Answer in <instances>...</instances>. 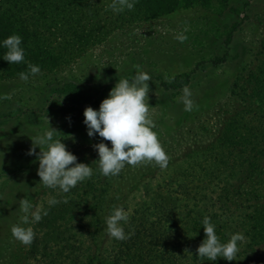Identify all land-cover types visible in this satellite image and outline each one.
<instances>
[{
  "label": "rangeland",
  "instance_id": "rangeland-1",
  "mask_svg": "<svg viewBox=\"0 0 264 264\" xmlns=\"http://www.w3.org/2000/svg\"><path fill=\"white\" fill-rule=\"evenodd\" d=\"M178 34L187 38L181 42L176 39ZM263 42L264 0H211L207 7L180 9L120 28L70 64L41 72L28 82L18 76L0 78V264H19L26 246L11 232L22 215L20 199L27 197L39 210L55 195L74 197L83 208L96 202L85 186L90 178L68 193L39 184V161L36 155L27 154L33 144L30 136L55 128L59 135L64 134L62 142L78 161L89 164L94 176L102 175L93 147L102 138L87 134L84 110L87 106L98 109L119 78L131 79L138 70L148 72L152 79L149 115L168 155V165L161 168L154 161L126 164L118 175L110 176L112 187L100 214L97 236L104 264H114L112 253L116 252V239L104 231V218L113 203L122 205L131 216L138 206L151 204L159 187L176 193L187 178L202 177L193 186L194 197L179 195V209L184 215L192 211V216L214 212L211 198L216 185L206 182V175L219 174L217 163L233 159L234 152L229 144L220 145L221 138L237 112L244 110L246 89L235 85L255 66ZM225 54L227 63L218 67L209 63ZM182 73L193 74L188 87L195 106L190 112L179 102L182 89L164 91L157 80L167 82ZM236 120L240 122L239 117ZM105 142L111 147L110 141ZM243 246L241 242L232 261L198 262L196 252L185 264H264V247L248 253Z\"/></svg>",
  "mask_w": 264,
  "mask_h": 264
},
{
  "label": "trees",
  "instance_id": "trees-1",
  "mask_svg": "<svg viewBox=\"0 0 264 264\" xmlns=\"http://www.w3.org/2000/svg\"><path fill=\"white\" fill-rule=\"evenodd\" d=\"M112 2L0 0V40L19 34L23 38L25 61L39 65L41 72L51 71L70 64L120 28L180 9L207 7L211 0H135L134 8L125 7L120 12H113L109 7ZM4 52L0 47V78L15 77L28 70L26 62L10 64L3 60ZM258 55L248 76L239 80V86L235 85L246 89L242 94L246 101L242 110L245 114L237 112L221 138L220 145L229 144L233 159L217 163L219 174L206 175V182L216 185L211 198L215 211H200L192 216V211L184 215L179 209V195L194 197L193 186L202 177L187 178L176 193L159 187L153 192L150 205L138 206L129 216L124 228L132 234L128 239L116 240V252L112 253L114 264H185L205 239L204 216L216 225L222 242L240 232L245 236L242 242L245 252L253 253L264 247V42ZM227 61L225 54L209 63L218 67ZM192 75L182 73L167 82L157 80L164 91H174L188 86ZM238 117L240 122L236 120ZM93 177L85 186L95 203L83 208L74 197L65 199L55 195L59 203L50 207L47 202L40 209L41 213L47 209V215L31 225L35 238L25 246L19 264H104L102 243H98L97 236L100 214L112 187L111 177ZM220 177L218 182L216 178ZM113 206L117 205L113 203ZM194 257L198 262L206 259L198 257V253Z\"/></svg>",
  "mask_w": 264,
  "mask_h": 264
},
{
  "label": "clouds",
  "instance_id": "clouds-1",
  "mask_svg": "<svg viewBox=\"0 0 264 264\" xmlns=\"http://www.w3.org/2000/svg\"><path fill=\"white\" fill-rule=\"evenodd\" d=\"M134 6L135 0H113L109 5L113 12H120L125 7L130 10ZM186 38L184 34L176 36L181 42ZM22 41L23 38L19 34H12L0 40V47L5 49L2 59L10 64L26 62ZM26 63L28 70L17 74L24 82H28L30 77L41 72L39 65ZM150 80L152 79L148 72L139 70L131 79L119 78L98 109L87 106L84 110L83 123L87 127V134L89 137L98 134L102 138L93 147L99 157L96 160L98 170L105 177L118 175L126 164L137 165L154 161L161 168L168 165V155L158 133L154 130L155 122L149 115V109L152 107L148 103ZM182 93L179 102L183 103L185 111L190 112L195 106L192 91L185 85ZM59 133L61 132L50 126L42 133L30 136L33 144L27 154L36 155L39 161L37 170L39 184L52 189L59 188L60 191L68 193L78 183L91 178L94 169L89 164L78 161V157L62 142L64 134ZM105 141H110L111 147ZM37 147L40 149L39 153L36 152ZM57 203L59 201L55 198L48 201L50 207ZM19 211L22 215L19 222L12 225L11 232L19 242L30 245L35 238L31 225L39 222L42 215H47V209L41 213L27 197H24L19 200ZM128 221L129 215L124 207L113 206L104 218L106 226L104 231L109 238L128 239L132 234L125 232L124 225ZM202 224L206 235L196 249L198 257L206 258L208 261H216L217 258L234 260L240 251V243L245 239L244 234L233 233L230 239L222 242L210 217L204 216Z\"/></svg>",
  "mask_w": 264,
  "mask_h": 264
}]
</instances>
